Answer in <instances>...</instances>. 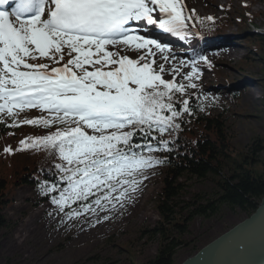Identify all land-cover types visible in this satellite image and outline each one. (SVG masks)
<instances>
[{
    "label": "snow or ice",
    "instance_id": "obj_1",
    "mask_svg": "<svg viewBox=\"0 0 264 264\" xmlns=\"http://www.w3.org/2000/svg\"><path fill=\"white\" fill-rule=\"evenodd\" d=\"M184 7L182 0H0V116L52 129L17 150H43L57 161L58 179L39 187L59 193L51 202L70 208L68 217L122 203L137 177L165 162L153 153L170 152L192 114L181 97L198 87L195 61L188 84L165 80L152 49L169 46L129 27L144 22L183 39ZM31 109L42 115L18 120Z\"/></svg>",
    "mask_w": 264,
    "mask_h": 264
},
{
    "label": "rangeland",
    "instance_id": "obj_2",
    "mask_svg": "<svg viewBox=\"0 0 264 264\" xmlns=\"http://www.w3.org/2000/svg\"><path fill=\"white\" fill-rule=\"evenodd\" d=\"M212 1L216 4L209 6L206 2L203 8L193 6L190 0L183 2H186L187 13L194 12L201 17L216 16L219 20L226 16L230 22L229 28L220 34L232 37L230 45L224 47L226 54L221 55L215 49L206 53L209 60L216 62L214 66L221 74V81H214L217 73H213V69L203 67V63L195 64L198 76L193 77L192 82L198 87L188 88L187 93L199 96L204 106L214 111L213 114L223 112L229 129V142L240 160V154L250 155L254 143L264 144V36L253 34L264 32V0H252L248 8L241 5L242 0ZM245 13L253 14L254 21H248ZM238 16L244 17L245 21L241 24L237 21L236 24L234 18ZM163 42L167 44L170 41ZM176 45H181L182 49L186 46L185 42ZM176 45L163 53L153 48V58L157 64L164 65L165 79L188 84L189 81L184 77L192 71L194 60L186 54H179L180 49ZM187 49L191 47L187 46ZM128 55L136 58L137 53L130 51ZM163 56H167L168 60L162 59ZM217 83L240 84L242 87L238 88V99L233 101L227 98L225 88L221 95H217L218 91L214 88L220 85ZM224 101L226 105H223ZM219 104L225 110H216ZM41 115L39 110L31 109L20 113L18 120ZM17 128H14L17 133L28 136L39 127L31 129L27 124L17 123ZM10 140L4 142L13 145L14 141ZM19 145L17 143L13 151L8 153L5 148L10 146L1 144L0 151L5 157L12 156ZM256 162L255 170L264 173V147ZM13 163L14 158L1 161L0 157V177L8 184L6 194L10 198L8 206L2 211L7 226L0 229V264H146L156 255L158 241L150 240L146 230L151 229L160 218L154 197L162 186L158 165L137 177L140 180L137 190L129 191L122 203L114 202L115 207L106 204L105 210L93 205L95 212L68 217L65 213L70 208L66 207L61 212L51 202V197L58 196V192L48 194L51 195L50 199L41 204L39 200L48 195L28 184L22 185ZM181 181L185 183L184 193L179 199L182 204L191 200L196 193L206 198L215 195L217 187L211 178L184 177ZM71 208H78V204H72ZM248 217L244 211L230 210L224 205L214 217L192 219L188 223L189 233L181 239L185 244L177 249L174 256L175 264H182L196 255Z\"/></svg>",
    "mask_w": 264,
    "mask_h": 264
},
{
    "label": "trees",
    "instance_id": "obj_3",
    "mask_svg": "<svg viewBox=\"0 0 264 264\" xmlns=\"http://www.w3.org/2000/svg\"><path fill=\"white\" fill-rule=\"evenodd\" d=\"M176 96L180 97L178 93ZM187 100L192 114H185L182 130L171 138L175 139L172 150L154 154L165 162L161 164L162 188L156 194L160 218L151 229L146 230L150 240L158 241L157 253L146 264H175L174 256L177 249L185 244L181 239L189 233L188 223L192 219L214 217L224 205L251 216L264 197V173H258L254 168L264 144L254 143L250 155L239 153L241 158L238 160L237 152L229 142L225 119L220 115L206 116L200 113L194 99ZM5 131L0 126V135ZM165 138H169L167 134ZM24 152L17 150L14 157V170L18 171L16 175L20 174L21 184H36L35 177L56 180L53 167L56 160L43 150L38 153ZM184 177L211 178L217 187L215 197L206 198L196 193L182 204L179 199L185 190V183L181 181ZM7 188L8 184L0 177V229L7 226V219L2 213L10 202Z\"/></svg>",
    "mask_w": 264,
    "mask_h": 264
},
{
    "label": "water",
    "instance_id": "obj_4",
    "mask_svg": "<svg viewBox=\"0 0 264 264\" xmlns=\"http://www.w3.org/2000/svg\"><path fill=\"white\" fill-rule=\"evenodd\" d=\"M182 264H264V197L256 212Z\"/></svg>",
    "mask_w": 264,
    "mask_h": 264
},
{
    "label": "bare ground",
    "instance_id": "obj_5",
    "mask_svg": "<svg viewBox=\"0 0 264 264\" xmlns=\"http://www.w3.org/2000/svg\"><path fill=\"white\" fill-rule=\"evenodd\" d=\"M193 5H197L200 6L201 8L204 7V5L206 4V2H208L209 6H213L214 4H216V2H213L212 0H191ZM140 35H145L151 39H156V40H160L161 38V31L160 29H158L157 27H150L148 29H143L139 32ZM219 52L221 55H225L226 51L225 49H219ZM156 200V199H155ZM211 243V242H210Z\"/></svg>",
    "mask_w": 264,
    "mask_h": 264
}]
</instances>
